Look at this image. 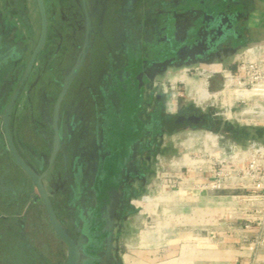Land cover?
Here are the masks:
<instances>
[{"label": "rangeland", "instance_id": "obj_1", "mask_svg": "<svg viewBox=\"0 0 264 264\" xmlns=\"http://www.w3.org/2000/svg\"><path fill=\"white\" fill-rule=\"evenodd\" d=\"M132 1L87 0L93 27L92 50L81 69L79 82L88 81L89 70H96L98 63L103 61V57L93 56L94 49L103 50L112 44L114 49H120L121 52L123 50L126 53L129 50V40L132 38L129 37V32L133 27L128 25L130 23L127 21V12L130 5H133ZM111 2L114 7L108 10ZM44 4L48 19L47 43L12 116L15 147L23 160L37 173L47 168L52 146L53 106L64 76L80 56L85 33L81 0H44ZM102 17H109V21L112 19L113 31L110 29L111 22L100 25L99 20ZM111 32L114 33L113 40L109 39ZM146 49L144 47L142 50L143 57L132 56L130 50V54L121 58L127 62L143 58L150 62L147 64L149 67L164 56L162 54L150 57ZM159 52L157 51V54ZM25 61L27 62V58ZM198 63H201L200 60L189 65L177 63L162 73L151 70L142 77L145 92L152 91L155 96L163 97L169 115L175 110L173 105L176 101L207 114L214 108L216 112L225 110L224 112L228 113L233 101L248 100L241 97L242 92L228 89L225 91L230 94L231 104H228L223 95L213 94L223 90L224 78L221 75L210 76L214 68L201 67ZM101 64L103 65L99 72H94L91 77L95 83L109 79L107 74H104L107 66L104 62ZM118 65L112 66L115 81H121L123 77V74L118 72L119 69H115ZM22 73L17 74L9 93L17 86ZM183 75L187 79L206 83L210 97L205 103H194L193 91L190 92L180 81ZM93 93L95 94V86ZM217 99H220L226 109L222 108L218 101L215 107H211ZM63 110L65 109H62L60 117L62 135L66 134L68 129ZM227 115L230 118L232 116L229 113ZM218 118L217 122L226 123L233 130L254 128L244 123L240 127L235 121H226L225 117ZM253 143H256L257 147H264L259 137L248 136L237 140L208 128L185 127L165 132L160 138L157 135L150 152L136 155L134 164L142 174V180L134 182V189L131 191L133 195L129 197L122 214L114 219L115 264H126L125 258L134 264H159L175 257L173 253L177 250L164 246L170 242L172 245L191 243L194 236L197 239L193 228L198 225L203 228L223 223L232 216L230 212H235L238 217V199H234L236 204L232 205V211L229 208L225 211L223 200L210 198L199 201L198 194L207 193V196L211 197L215 193L228 191L243 193L245 190L239 189L241 174H232V179L216 175L215 170L220 165H215V159L232 161L240 168L246 167L252 160H263L251 149ZM79 154L74 150L68 153L62 145V151L44 180L45 189L66 228L68 224L65 221V212L74 201L71 197L75 192V183L80 178L87 177L90 172L87 167H80ZM82 155L79 157L86 160L89 152ZM248 177L253 180L250 175ZM197 181L205 182V185L200 186L203 189H197L194 185ZM245 186L255 187L251 183ZM251 206L254 207L255 204L252 203ZM249 220L247 224H254L255 219ZM203 235L205 234L201 233V236ZM65 260L66 249L54 235L32 183L5 150L0 152V264H64Z\"/></svg>", "mask_w": 264, "mask_h": 264}, {"label": "crops", "instance_id": "obj_2", "mask_svg": "<svg viewBox=\"0 0 264 264\" xmlns=\"http://www.w3.org/2000/svg\"><path fill=\"white\" fill-rule=\"evenodd\" d=\"M129 10L127 21L133 27L129 32V37H132L129 50L121 52L112 44L103 50H93V56L103 57L101 62L107 66L104 74L109 79L96 83L91 79L92 74L102 68L101 62L96 70H89L88 81H78L80 71L61 105L60 117L62 109H65L68 123L64 135L59 122L63 145L68 153L73 150L82 153L88 147L98 146L116 153L115 161L122 171L136 160L135 144L143 141L145 136L142 128L144 118L160 104L157 96L152 91L146 93L136 78L137 72L151 71L147 68L150 62L143 58L127 62L121 57L130 54V50L132 56L143 57L144 47L150 57L165 56L169 50H176L208 31L217 38L215 51L208 61H200L198 66L214 68L213 71L218 72L232 67L237 52L264 43V0H133ZM108 18L102 17L100 25L111 22L113 31L114 24ZM38 33L39 14L35 0H0V152L5 150L8 153L1 131L2 116L16 87L11 93L9 90L17 74L23 72L25 59L28 60ZM112 34H109L110 40H113ZM115 64H119L115 69L123 74L121 81L113 79ZM94 86L97 96L93 93ZM173 106L174 113L176 103ZM160 107L162 112L168 113L165 101ZM245 131L264 143V128L254 127ZM194 185L201 190L200 186L205 182L197 181ZM239 189L242 190L241 187ZM249 192L245 190L237 194L228 191L211 197L207 193H199L198 200L218 198L224 201L225 211L227 208L232 211V205L236 204L234 199ZM257 193L260 196L254 207L247 202L239 203L238 217L235 212H230L232 216L223 223L193 228L197 239L194 236L191 243L172 245L170 242L165 245L164 248L177 249L172 252L175 257L159 264H264V243L261 241L264 238V187ZM249 218L255 219L254 224H247ZM201 233L205 235L201 236Z\"/></svg>", "mask_w": 264, "mask_h": 264}, {"label": "flooded vegetation", "instance_id": "obj_3", "mask_svg": "<svg viewBox=\"0 0 264 264\" xmlns=\"http://www.w3.org/2000/svg\"><path fill=\"white\" fill-rule=\"evenodd\" d=\"M85 3L88 11L87 0H85ZM110 7H114L112 2L108 10ZM92 36L93 27L91 38ZM174 64H177V62ZM148 68L153 71L159 69L152 66ZM145 74L146 72L136 73L137 82L141 86L144 84L142 77ZM157 98L159 104L162 105L164 102L163 97ZM175 103L176 111L173 114L169 115L165 111L162 112L160 105H158L151 110L149 116L145 117L147 120L144 119V125L142 126L145 132V136L142 137L144 142L141 141L135 144V157L136 155L140 156L145 152H150L152 147H154L153 144L157 135L160 138L164 136L165 132L176 131L185 127L194 129L208 128L209 130L229 135L224 131L228 124L217 122L219 118L216 115V110H210L211 112L206 114L203 111L200 112L189 108L188 105L184 108V104H180L178 101ZM227 114V112H222L223 117L230 119ZM87 151L89 155L86 156V160H83L81 158L83 156L82 153L84 154ZM87 151L80 153L79 156L81 157L78 156V160L80 167H87L90 172L87 173V177H82L75 183V192L73 197H71L74 201H72L71 206L65 212L67 228L59 219L52 201L51 203L59 223L71 237L74 244L79 245L80 257L77 264H115L113 257L115 252L114 233L116 230L114 219L124 211L126 203L130 199L129 197L133 195L131 191L134 189V182L137 180L141 181L142 174L139 173L134 162L122 171L117 161H115L116 153L113 151L107 149L104 151L103 148L98 146L89 147ZM109 237H111L112 247L108 253L107 244ZM63 246L66 249L67 256V248L64 244Z\"/></svg>", "mask_w": 264, "mask_h": 264}, {"label": "water", "instance_id": "obj_4", "mask_svg": "<svg viewBox=\"0 0 264 264\" xmlns=\"http://www.w3.org/2000/svg\"><path fill=\"white\" fill-rule=\"evenodd\" d=\"M82 1V9L84 12L85 19V33H84V44L80 56L77 58L75 63L72 65L70 71L64 76L60 86V91L56 97L52 118H51V131H52V146L49 156L47 168L41 172H35L19 155L11 134V117L13 111L22 97L27 84L34 72L37 61L42 54L48 37V19L44 0H35L38 14H39V33L34 48L26 62L21 78L12 93L9 101L6 105L2 116L1 131L3 134L4 142L6 145L7 152L9 153L13 162L18 168L28 177L33 187L37 192V198L41 201L49 225L57 238L66 246L67 256L64 264H77L79 261V245H75L71 237L66 233L61 224L59 223L51 199L45 189L44 180L46 179L49 171L52 169L55 161L57 160L59 153L62 151L63 140L59 128V117L60 110L63 100L83 67L85 60L91 50V35H92V24L91 18L86 8L85 0ZM213 33L204 32L197 36L193 41L177 48L176 50H169L161 59L153 63V68H159L157 72H165L168 67L173 65L175 62L183 64H191L197 60L202 62L208 61L215 51V44L217 38ZM111 237L108 238L107 252L111 250Z\"/></svg>", "mask_w": 264, "mask_h": 264}, {"label": "built area", "instance_id": "obj_5", "mask_svg": "<svg viewBox=\"0 0 264 264\" xmlns=\"http://www.w3.org/2000/svg\"><path fill=\"white\" fill-rule=\"evenodd\" d=\"M216 75H221L224 78L222 91L228 89L229 91H253L255 93V95L248 100L233 101L228 108V113L232 116L230 119L225 118V120L235 121L239 125L244 123L246 126L264 128V43L249 46L237 52L233 58L232 67L210 74V76ZM222 91H216L213 94H219ZM217 101L222 105L220 99H217L211 104V107H215ZM223 107L226 109V106L222 105V108ZM214 110H216V108H214ZM216 115L218 117H223L222 112H216ZM247 117H249V119H247ZM251 149H253L255 154H259V157L261 159L263 158V160H252L248 162L249 164L246 167L240 168L238 164L234 165L232 161L227 162L226 159L217 161L215 159V165L217 163L220 167L218 166L216 170L213 169L216 171V175H223L225 179H232V174H241L239 182L242 190L252 189L253 191H250V194L236 199L239 200V203L247 202L249 205L257 202L260 196L257 191L264 187V147H257V144L253 143ZM254 158L255 157H253V159ZM239 162L242 161L239 160ZM227 163H230V165L227 166ZM248 175H250V178L253 180H249ZM250 183L255 185V187L252 188L251 186L249 188L245 186ZM261 241L264 243V238L261 239Z\"/></svg>", "mask_w": 264, "mask_h": 264}, {"label": "bare ground", "instance_id": "obj_6", "mask_svg": "<svg viewBox=\"0 0 264 264\" xmlns=\"http://www.w3.org/2000/svg\"><path fill=\"white\" fill-rule=\"evenodd\" d=\"M214 72V71H212ZM180 81L182 83L185 84L186 87L189 88L190 92L193 91V95H194V103H202L206 101V99H208L210 96L208 95V92H207V85L206 83L202 82H196L194 80H191V79H187L184 75L181 76L180 78ZM227 90V89H225ZM222 91L221 93H219L220 95H223L225 97V100L228 102V104H231L229 103V100H230V94H227L226 91ZM255 95V93L253 91H243L241 93V97L245 98V99H249L251 97H253ZM125 263L126 264H134L132 261H129L127 258H125Z\"/></svg>", "mask_w": 264, "mask_h": 264}, {"label": "trees", "instance_id": "obj_7", "mask_svg": "<svg viewBox=\"0 0 264 264\" xmlns=\"http://www.w3.org/2000/svg\"><path fill=\"white\" fill-rule=\"evenodd\" d=\"M224 131H225V133L229 134L231 137H233L237 140H242L243 138L248 137L250 135L243 129L239 128V130H233L232 128H229L228 126L225 127ZM12 198H13V196H12Z\"/></svg>", "mask_w": 264, "mask_h": 264}]
</instances>
